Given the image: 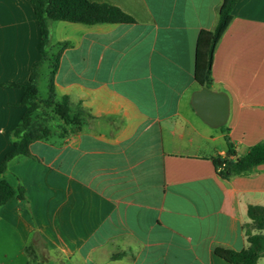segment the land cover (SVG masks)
<instances>
[{
	"label": "crops",
	"instance_id": "crops-1",
	"mask_svg": "<svg viewBox=\"0 0 264 264\" xmlns=\"http://www.w3.org/2000/svg\"><path fill=\"white\" fill-rule=\"evenodd\" d=\"M89 1L134 22H50L56 97L90 116L75 134L33 143L0 176L25 192L0 208V264H231L215 248H246L248 209L264 207V164L221 178L213 159L227 156L226 133L191 103L202 88L198 37L216 28L223 0ZM233 16L212 90L230 98L225 126L241 157L264 141V0H238ZM41 41L31 0H0V164Z\"/></svg>",
	"mask_w": 264,
	"mask_h": 264
},
{
	"label": "trees",
	"instance_id": "trees-1",
	"mask_svg": "<svg viewBox=\"0 0 264 264\" xmlns=\"http://www.w3.org/2000/svg\"><path fill=\"white\" fill-rule=\"evenodd\" d=\"M31 2L42 34L41 61L34 66L30 83L22 86L21 105L26 107V112L17 127L10 133L14 148L0 164V176L6 174L10 162L14 159L30 157V147L33 143L46 140L52 136L54 130L44 122L39 121L38 114L51 110V113L61 121L59 130L63 131V137L81 131L84 120L90 116L81 107L73 109L69 97L61 99L56 97L54 77L58 69V57L50 61L48 98L41 99L39 97V68L48 61L50 22L60 21L88 26L131 24L134 22L132 17L117 7L94 3L89 0H31ZM237 2L238 0H223L219 9L216 28L214 30H202L199 34L195 79L201 87L213 88L214 55L218 44L233 21V11ZM66 45V43L60 44L63 48ZM221 129L226 133L227 156L213 159L216 171L221 178L229 179L234 176H246L264 164V141L253 146L246 155L239 157L235 145L231 141L230 130L226 126L221 127ZM16 194L19 199H25L24 189H20L16 193L8 181L5 179L0 180V208ZM248 216L250 222L243 226L247 241L246 248L241 251L224 247L215 248V253L231 264H257L260 259L264 258V207L250 206Z\"/></svg>",
	"mask_w": 264,
	"mask_h": 264
},
{
	"label": "water",
	"instance_id": "water-1",
	"mask_svg": "<svg viewBox=\"0 0 264 264\" xmlns=\"http://www.w3.org/2000/svg\"><path fill=\"white\" fill-rule=\"evenodd\" d=\"M191 103L197 115L210 127L221 128L227 124L230 98L226 93L202 87L193 93Z\"/></svg>",
	"mask_w": 264,
	"mask_h": 264
},
{
	"label": "rangeland",
	"instance_id": "rangeland-1",
	"mask_svg": "<svg viewBox=\"0 0 264 264\" xmlns=\"http://www.w3.org/2000/svg\"><path fill=\"white\" fill-rule=\"evenodd\" d=\"M52 40H54V38ZM52 40H51V44L53 42ZM49 72H50L49 63L48 62L43 63L39 68V77H38L39 97L41 99H46L49 95V74H50ZM38 115H39L38 116L39 121L44 122L54 131L59 130V125L61 124V121L59 120V118L55 117L54 114L51 113V110H47V112L45 113L43 112ZM257 264H264V258L260 259Z\"/></svg>",
	"mask_w": 264,
	"mask_h": 264
}]
</instances>
